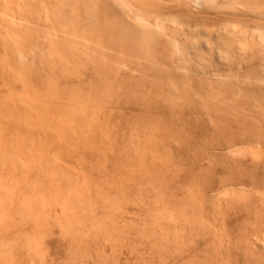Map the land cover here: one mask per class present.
Masks as SVG:
<instances>
[{
    "label": "rangeland",
    "instance_id": "374dc122",
    "mask_svg": "<svg viewBox=\"0 0 264 264\" xmlns=\"http://www.w3.org/2000/svg\"><path fill=\"white\" fill-rule=\"evenodd\" d=\"M0 1V264H264L263 40Z\"/></svg>",
    "mask_w": 264,
    "mask_h": 264
},
{
    "label": "bare ground",
    "instance_id": "6f19581e",
    "mask_svg": "<svg viewBox=\"0 0 264 264\" xmlns=\"http://www.w3.org/2000/svg\"><path fill=\"white\" fill-rule=\"evenodd\" d=\"M8 1H10V0H8ZM7 1V2H8ZM16 1V2H15ZM0 2H2V1H0ZM4 2V1H3ZM3 2H2V4H3ZM6 2V1H5ZM11 3H12V1H10ZM10 2H9V4H10ZM13 2H15V3H12L13 4V6L15 5V6H17V7H19L21 10L22 9H24V10H26V12H28L30 15V18H28V17H25V14L24 15H20V16H17V18L19 19V17H20V19L22 20V21H26V23L27 24H30L29 23V19H31L32 17H34L35 15H37V13H39V11H41L40 12V14L38 15L39 16V18H40V21H41V19L43 20V19H45V20H43V21H48V20H50V21H48V23H50L51 21H55L54 22V24L56 23V22H59V23H63V25L62 26H64L66 23H70V19H73L72 18V16H73V14L74 15H76L75 14V12L73 13V12H71V13H73L72 14V16L69 14L70 13V11H68L69 13H67V11H66V9H68L69 10V8L72 10V8L74 7V9L76 10V8H75V6L76 5H78L79 7L77 8V10L78 9H85L86 10V14L84 15V18L82 19V17H83V15L79 18V15H80V13L81 12H78V17L77 18H79V19H77V20H83V22L81 23L80 21H76V18L74 19L76 22V24L75 23H73V21L74 20H71V24H72V27L74 28V26L75 25H78L79 26V24L81 23V26H82V24L83 25H89V23L91 24V18L92 19H95V20H98L100 23H98L97 21H95V20H93L92 22H97V24H96V28L98 29V28H100V26H97L98 24H101V22L103 23V21H101L100 19L101 18H103V19H105V21L106 20H108L109 22L110 21H112V22H116V23H114V24H119L120 23V25L122 26V29H121V27H119L118 25V27L117 28H120L122 31H119V30H117V28L116 27H113V28H116V29H113L114 30V32H116V34L115 35H117V34H119L120 32L123 34V35H125L127 38L128 37H133V36H135V35H137V37H139V38H137V39H141V38H144V36L142 37V35H149V36H145V38L146 39H148L147 37H150L151 38V36H152V39L154 38V40H155V38L156 37H158L159 38V36L158 35H160L161 37H164L165 36V34H167L165 37H167V36H171L172 34V29L171 30H168V31H171V33L170 32H167V26H174L173 28L176 30V28L175 27H177L178 26V28L180 27V26H182V25H184V27H185V24L188 26L187 28H191V25H189V24H193V21H191V19L192 18H190V12L192 13V10L194 11V13L195 12H198V14H200L199 16H198V14H197V16H195L196 18H197V20H199L198 19V17L200 18L201 16H203V15H206V16H208L209 17V15L208 14H210V15H216V16H218V15H220V18H222L221 17V15H226V17L227 16H229V17H231L230 18V21H229V19L227 20V21H224V19H223V21L222 22H220L219 23V25H218V30H219V32H218V30L216 31V29L217 28H215V26L213 27V29H214V31H216V33H220L221 35H224V37L226 36H228V37H231V38H235V39H246L245 41V43H248L247 41L250 39H255V41H256V39H258V41L257 42H259V41H261V40H263V42H264V0H13ZM16 3H19V4H16ZM7 4V3H6ZM22 6H21V5ZM1 5V4H0ZM4 5H5V3H4ZM3 5V6H4ZM11 5V4H10ZM6 6V5H5ZM7 6H8V4H7ZM7 6L5 7V8H7ZM14 6V7H15ZM9 7V6H8ZM22 7V8H21ZM164 8L163 10L165 11L166 9L167 10H169V12H170V10L171 9H173V8H175L176 10L177 9H179V10H189L190 8H193L190 12H188V16H189V18H187V19H183L184 21H188L187 23H185V22H182V24H180L181 22L179 21V20H181L182 21V18L181 19H179V20H177V17L178 16H176V18H174V13L176 12L175 10H173V11H175L174 13H173V11H171L172 12V14H174V15H169L170 16V18L167 16L168 15V13H165L163 10L160 12L161 14H163L164 15V18H166V16H167V18L166 19H163L162 17V15L159 13V14H157L160 10H159V8ZM12 8V7H11ZM74 9H73V11H74ZM100 9H103V10H105V11H107L106 13H103V15L104 16H101V14H100ZM19 10V9H18ZM17 10V11H18ZM84 10V11H85ZM157 10H159V11H157ZM14 11H16V10H14ZM82 11V10H81ZM91 11V12H90ZM104 11V12H105ZM25 12V11H24ZM89 12V13H88ZM163 12V13H162ZM181 12V11H180ZM179 12V13H180ZM101 13H102V11H101ZM182 13H183V11H182ZM184 13H186V12H184ZM14 14V13H13ZM22 14V13H21ZM33 14V15H32ZM82 14H83V12H82ZM92 14V15H91ZM167 14V15H166ZM176 14H177V12H176ZM15 15V14H14ZM14 15H13V17H14ZM43 15H44V17H43ZM76 15V16H77ZM90 18H88L87 16ZM159 15H161V16H159ZM179 15V14H178ZM182 15V14H181ZM86 16V17H85ZM101 16V17H100ZM173 16V18H171ZM187 17V14L186 15H183V17ZM193 16V15H192ZM205 16V20H207V17ZM15 17H16V15H15ZM15 17H14V19H15ZM37 17V16H36ZM73 17H75V16H73ZM204 17V16H203ZM219 17V16H218ZM228 17V18H229ZM237 17H239V19L240 18H242V17H246L245 19H249V20H251V22H253V23H255V24H251V22L248 20L247 22V24L248 25H243V26H241L242 24H239V23H236V19H234V21H235V23L233 22V20H232V18H237ZM38 18V17H37ZM85 18H87V19H89V20H86ZM162 18V19H161ZM179 18V17H178ZM211 19L210 20H212V22L214 21V16H213V18L212 17H210ZM224 18H225V16H224ZM86 20V22H85V20ZM102 19V20H103ZM190 21H189V20ZM216 20L217 19H219V18H215ZM197 20H196V22H197ZM204 20V19H203ZM209 20V19H208ZM209 20V21H210ZM232 20V21H231ZM241 20V19H240ZM239 20V21H240ZM243 20H244V18H243ZM243 20H241V21H243ZM18 21V20H17ZM88 21H90L89 23H87ZM104 21V22H105ZM117 21H119L118 23H117ZM163 21H164V23H165V25H164V23H163ZM165 21H167V23H171L170 25H167L166 24V22ZM176 21H178V22H180L179 24L176 22ZM195 21V20H194ZM219 21H221L220 19H219ZM238 21V20H237ZM238 21V22H239ZM256 21V22H255ZM33 22V21H32ZM80 22V23H79ZM109 22H107L106 21V23H104V25L106 26L107 25V23H108V25L106 26L107 28H109V29H107V32H108V30H110L111 28V26H109V24L111 23H109ZM195 22V23H196ZM206 22V21H205ZM244 22H245V20H244ZM250 22V23H249ZM14 23V22H13ZM25 23V24H26ZM58 23V24H59ZM65 23V24H64ZM86 23V24H85ZM94 23H92L93 25H95ZM185 23V24H184ZM189 23V24H188ZM194 23V24H195ZM198 23H201V21L200 22H198ZM197 23V24H198ZM202 23H204V21L202 22ZM202 23L201 24H199V26L198 27H200V25L202 26ZM208 23V22H207ZM216 23L218 24V22L216 21ZM243 23V22H242ZM246 23V22H245ZM53 24V25H54ZM70 24V25H71ZM75 24V25H74ZM91 24V25H92ZM196 24V25H197ZM205 24V23H204ZM214 24V23H213ZM234 24H238V25H234ZM41 25H43V24H41ZM51 25V24H50ZM57 25V24H56ZM60 25V24H59ZM92 25V27H94L95 28V26H93ZM113 25V24H112ZM167 25V26H166ZM195 25V26H196ZM210 25V24H209ZM216 25V24H215ZM29 26V25H28ZM44 26V25H43ZM55 26V25H54ZM62 26H60L59 28H61L60 30L62 31V33H63V31L64 30H62ZM66 27L68 26V29L67 30H69L70 28H72V27H70L69 28V25H65ZM194 26V27H195ZM241 26V27H240ZM33 27V26H32ZM36 27V26H35ZM45 27V26H44ZM87 27H89V29H90V25L89 26H87ZM92 27H91V29H92ZM105 27V28H106ZM183 27V26H182ZM184 27H183V29H184ZM194 27H192V28H194ZM197 27V26H196ZM211 27V26H210ZM216 27H217V25H216ZM47 28V27H46ZM53 28V27H52ZM63 28H65V27H63ZM73 28H72V30L70 31V32H72L73 31ZM75 28H77L78 29V27H75ZM74 28V30H76ZM80 28V27H79ZM84 28V27H83ZM93 28V29H94ZM190 28L189 29H186V27H185V30H190ZM28 29V28H27ZM43 29V28H42ZM86 29V28H85ZM92 29V30H93ZM196 29H200V28H196ZM201 29H202V27H201ZM200 29V30H201ZM24 30V29H23ZM29 30V29H28ZM46 30V29H45ZM48 30V32L50 31V32H54V31H52V30H54V28L52 29V30H50L49 28L47 29ZM57 30H59V29H57ZM59 30V31H60ZM79 30V29H78ZM104 30V29H103ZM102 30V31H103ZM119 31L118 33H117V31ZM175 30H174V32H175ZM180 30V29H179ZM178 30V31H179ZM181 30H182V28H181ZM180 30V31H181ZM195 30V29H194ZM204 30V32H206L205 31V29H203ZM80 31H82V29L80 30ZM96 31V30H95ZM112 31V30H111ZM110 31V32H111ZM184 31V30H183ZM182 31V32H183ZM211 31H212V28H211ZM42 32V31H41ZM69 32V31H68ZM74 32V31H73ZM77 32H79V31H76V32H74L75 33V35L73 36V37H77L78 35H76L77 34ZM83 33H85L84 32V29H83V31H82ZM81 32V33H82ZM93 32H94V30H93ZM101 32V31H100ZM176 32H177V30H176ZM191 33H192V30L190 31ZM198 32V31H197ZM208 32V31H207ZM27 33V32H26ZM64 33H67L66 32V29H65V31H64ZM73 33V34H74ZM82 33V38L81 39H84L86 36L84 35ZM109 33V32H108ZM112 34H113V32H111ZM170 33V34H169ZM188 33V32H187ZM202 33V32H201ZM213 33H215V32H213ZM55 33H53L52 35H54ZM56 34H57V32H56ZM70 34V33H69ZM73 34H71V35H73ZM80 34V33H79ZM88 34H91V33H89V31H88ZM93 34H95V33H93ZM103 35H104V33H102ZM102 34H100V35H102ZM106 34V33H105ZM112 34H111V36H112ZM139 34V35H138ZM176 34V33H175ZM174 33H173V36L175 35ZM182 34V33H181ZM200 34V33H199ZM204 34V33H203ZM212 34V33H211ZM92 35V34H91ZM98 35H99V33H98ZM102 35V36H103ZM115 35H114V37L113 38H116L115 37ZM121 36L122 38H125L124 36ZM153 35H154V37H153ZM157 35V36H156ZM164 35V36H163ZM189 35V34H188ZM206 35H208V34H206ZM210 35V34H209ZM217 35H219V34H217ZM55 36H57V35H55ZM58 36H60V35H58ZM85 36V37H84ZM93 36V35H92ZM101 36V37H102ZM105 36V35H104ZM140 36H141V38H140ZM210 36H212V35H210ZM64 37H65V35L63 34V37H61V38H63L64 39ZM66 37H68V35H66ZM72 37V38H73ZM79 37V36H78ZM77 37V38H78ZM111 37V38H112ZM131 37V38H132ZM160 37V38H161ZM198 37H199V35H198ZM201 37H204V36H201ZM227 37V38H228ZM87 38V37H86ZM96 38V37H95ZM126 38V39H127ZM135 38V37H134ZM136 38H135V40H136ZM145 38L144 39H142V40H144L145 41ZM221 37L219 36V40H223V39H220ZM231 38H229V39H231ZM118 39H120V38H118ZM133 39V38H132ZM132 39H128V40H132ZM152 39H148V41H152ZM104 40H105V38H104ZM113 40V39H112ZM120 40H122V39H120ZM233 40V39H232ZM113 41H115V40H113ZM117 41V40H116ZM126 41V40H125ZM137 41V40H136ZM136 41H134L133 40V42H136ZM228 41V40H227ZM235 41V40H234ZM237 41V40H236ZM124 42V41H123ZM132 42V41H131ZM143 42V41H142ZM226 42V41H225ZM224 42V43H225ZM238 42V41H237ZM239 42H240V40H239ZM242 42L244 43V40H242ZM252 42V41H251ZM254 42V41H253ZM129 43H130V41H129ZM137 43V42H136ZM147 43V42H146ZM229 43V42H228ZM227 43V44H228ZM242 43V44H243ZM139 44H141L140 42H139ZM237 44V43H236ZM241 44V45H242ZM264 44V43H263ZM232 45H233V42H232ZM244 45H246V44H244ZM260 45H262L261 44V42H260ZM236 46H238V45H236ZM245 46H243V48H244ZM239 48V47H238ZM240 49H242L241 48V46H240V48H239V50ZM26 213V212H25ZM18 214H20V212L18 213ZM19 216V215H18ZM19 219H20V217H19ZM25 219V218H24ZM23 220V219H22ZM10 237H12V236H10ZM1 239V238H0ZM8 239H9V237H8ZM17 240H18V238H16ZM11 240V239H10ZM7 241V240H6ZM2 243L1 244H3L4 242L3 241H1ZM8 242V241H7ZM11 242V241H10ZM9 242V243H10ZM15 242V241H14ZM13 242V243H14ZM9 243H6L5 242V244L4 245H8ZM0 244V245H1ZM10 244H12V242L10 243ZM12 245H14V244H12ZM15 245H16V243H15ZM10 246V245H9ZM7 247V246H5L7 249L8 248H10V247ZM17 246H18V244H17ZM0 247H3V245L2 246H0ZM6 248H4V249H6ZM3 249V248H2ZM10 249H12V247L10 248ZM17 249V248H16ZM19 249V248H18ZM1 251V250H0ZM7 252V251H6ZM5 252V253H6ZM9 252V251H8ZM12 252V251H11ZM2 254V253H1ZM10 254V253H9ZM12 255V254H11ZM2 256H5L4 254L2 255ZM0 258H1V256H0Z\"/></svg>",
    "mask_w": 264,
    "mask_h": 264
}]
</instances>
